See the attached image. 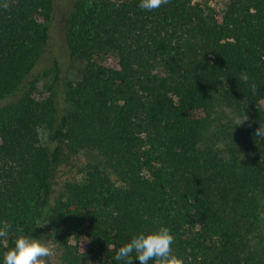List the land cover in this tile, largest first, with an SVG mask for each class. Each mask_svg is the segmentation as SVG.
Masks as SVG:
<instances>
[{
  "label": "trees",
  "instance_id": "1",
  "mask_svg": "<svg viewBox=\"0 0 264 264\" xmlns=\"http://www.w3.org/2000/svg\"><path fill=\"white\" fill-rule=\"evenodd\" d=\"M137 2L73 0L55 39L56 0H0V254L116 264L166 225L185 264H264V0Z\"/></svg>",
  "mask_w": 264,
  "mask_h": 264
},
{
  "label": "clouds",
  "instance_id": "2",
  "mask_svg": "<svg viewBox=\"0 0 264 264\" xmlns=\"http://www.w3.org/2000/svg\"><path fill=\"white\" fill-rule=\"evenodd\" d=\"M168 2L169 0H138L137 7L142 11L151 12ZM8 6L7 3L2 5L5 9ZM239 79L247 82L248 76L242 73ZM254 137L259 142L264 140V123L256 128ZM47 223L48 220L37 227ZM11 229L10 223L0 224V239L7 237ZM173 245L174 235L171 229L166 225H160L151 231L133 233L127 242L115 250L112 260L116 264H132L133 260L139 261V264H149L150 260L153 264H185L184 258L173 253ZM53 251L49 239L17 234L14 246L0 254V264H47L46 258L51 257Z\"/></svg>",
  "mask_w": 264,
  "mask_h": 264
},
{
  "label": "rangeland",
  "instance_id": "3",
  "mask_svg": "<svg viewBox=\"0 0 264 264\" xmlns=\"http://www.w3.org/2000/svg\"><path fill=\"white\" fill-rule=\"evenodd\" d=\"M72 1L73 0H56L54 10V23L52 25L55 39L60 38L61 22L63 21V18H65L66 14L70 11L72 7ZM223 1L224 0H212V3L216 5L219 4L221 6ZM49 258L55 264L57 262V253L53 251V255Z\"/></svg>",
  "mask_w": 264,
  "mask_h": 264
}]
</instances>
